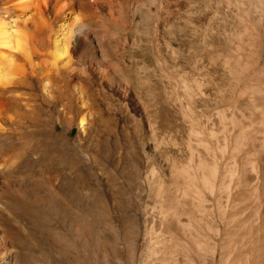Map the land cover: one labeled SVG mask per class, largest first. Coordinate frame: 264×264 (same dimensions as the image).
Here are the masks:
<instances>
[{
  "label": "rangeland",
  "instance_id": "374dc122",
  "mask_svg": "<svg viewBox=\"0 0 264 264\" xmlns=\"http://www.w3.org/2000/svg\"><path fill=\"white\" fill-rule=\"evenodd\" d=\"M149 1L117 3L113 50L120 68L102 66L115 83L123 74L125 94L111 93L93 72L83 83L93 108L85 134L78 120L55 121L57 138L89 168L81 187L66 174L53 180L43 175L46 165L27 156L40 115L32 99L42 97L43 82L33 77L20 84L24 100L20 112L13 114L10 131L15 137L2 142L8 148L0 151V226L19 261L168 264L163 261L165 248L172 250L177 237L179 262L200 264L197 255L180 248L186 244L185 234L174 224L166 231L160 217L161 208L172 204L174 169L189 166L197 155L211 160L200 139L213 149L229 143L218 154L221 167L254 157L244 150L232 158L230 145L240 129L264 128V0H162V10ZM119 11L125 12L123 20ZM146 11L162 20L147 33L141 26ZM30 103L32 110L26 107ZM140 138L148 144L142 147ZM53 184L61 202L56 210ZM67 191L75 196L80 192V198L69 202ZM213 202L208 196L205 206L216 229L207 233L214 253L203 259L205 264H225L222 244L235 231L218 218ZM240 208L244 219L251 205ZM190 215L202 219L199 212L191 210ZM181 219L188 221L186 215Z\"/></svg>",
  "mask_w": 264,
  "mask_h": 264
},
{
  "label": "bare ground",
  "instance_id": "6f19581e",
  "mask_svg": "<svg viewBox=\"0 0 264 264\" xmlns=\"http://www.w3.org/2000/svg\"><path fill=\"white\" fill-rule=\"evenodd\" d=\"M150 1L157 10H162V0ZM117 3L118 0H0V151L8 148L2 142L15 137L10 131L14 124L13 114L20 112V103L24 100L23 94L19 92L20 84L28 83L33 77L37 80L42 78L43 95L32 99L40 115L33 125L27 156L45 164L42 174L52 180L66 174L75 178L73 181L77 187L86 181L88 166L84 165L81 157L70 153L57 138L55 121L78 120L81 132L85 134V126L93 108L88 103V90L83 83L90 80L93 72L99 74L101 82L107 84L111 93L120 96L125 94V83L121 85L123 74L122 79L119 78L120 83H115L109 69L102 66L103 63H109L120 68L115 64L113 50V43L116 44L114 24L117 23ZM261 6L257 9L261 10ZM123 13H120L122 20ZM141 18L140 25L146 33L158 29L162 21L150 11L143 12ZM37 99L39 103H35ZM32 105H26L27 109L32 110ZM140 141L142 147L148 144L142 138ZM199 145L211 154V160L197 155L189 166L174 169L172 204L160 210L165 230L172 231V225H176L187 237L186 244L180 248L187 254L194 253L200 264H205L203 257L214 253V246L208 244L207 233L216 231L212 212L205 206L208 196H211L218 218L228 222L232 231H235V236L233 234L231 240L226 238L222 244L227 256V259L224 257L225 264H261L264 259V128L261 131L240 129L230 145L231 157H238V153L244 150L246 153L252 152L254 157L240 163L233 161L232 165L225 168L220 166L218 154L226 152L228 142L213 149L205 139H200ZM105 175L111 186L114 185L111 175ZM60 186L64 191L65 183ZM55 191L57 189L53 184V209L56 210L61 202L55 197ZM65 193L69 202L78 200L81 194L76 192L75 196L69 191ZM247 202L251 205V211L246 218L241 219L244 210L240 205ZM191 210L199 212L202 219L192 220ZM182 215L188 217L186 223L181 222ZM173 238L175 243L171 246L172 250L165 248L163 261L181 264L178 257L182 250H177L181 241L177 237ZM31 262L29 257L18 260L9 234L0 226V264Z\"/></svg>",
  "mask_w": 264,
  "mask_h": 264
}]
</instances>
